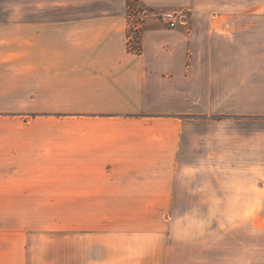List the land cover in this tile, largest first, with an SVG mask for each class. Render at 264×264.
<instances>
[{
  "label": "crops",
  "instance_id": "obj_1",
  "mask_svg": "<svg viewBox=\"0 0 264 264\" xmlns=\"http://www.w3.org/2000/svg\"><path fill=\"white\" fill-rule=\"evenodd\" d=\"M239 4L193 14L203 23L191 28L146 23L139 54L124 12L0 24V99L27 92L34 76L35 99L57 115L29 125L0 116V165L66 166L68 186L82 191L72 196H170V166L202 139L198 117L231 116L251 101L264 12Z\"/></svg>",
  "mask_w": 264,
  "mask_h": 264
},
{
  "label": "rangeland",
  "instance_id": "obj_2",
  "mask_svg": "<svg viewBox=\"0 0 264 264\" xmlns=\"http://www.w3.org/2000/svg\"><path fill=\"white\" fill-rule=\"evenodd\" d=\"M245 2L247 11L264 12V0ZM239 3L0 0V24L18 23L19 14L124 12L128 48L139 54L146 23L191 28L203 23L193 14L237 11ZM168 14L174 27L163 20ZM251 73L248 105L236 104L231 116L198 117L202 139L184 163L170 166V196H72L82 191L68 186L66 166L0 165V264H264V64ZM37 80L0 99V116L27 125L57 116L35 99Z\"/></svg>",
  "mask_w": 264,
  "mask_h": 264
},
{
  "label": "built area",
  "instance_id": "obj_3",
  "mask_svg": "<svg viewBox=\"0 0 264 264\" xmlns=\"http://www.w3.org/2000/svg\"><path fill=\"white\" fill-rule=\"evenodd\" d=\"M165 18H167V20ZM163 20L169 21L170 22L169 25L171 27H174L175 23H174V20H173V17H172L171 14H168L167 16H163ZM132 40H133L132 37H128V41L129 42L132 41Z\"/></svg>",
  "mask_w": 264,
  "mask_h": 264
}]
</instances>
